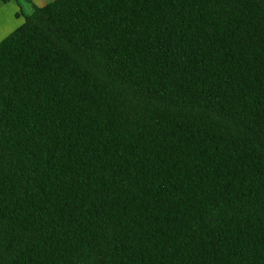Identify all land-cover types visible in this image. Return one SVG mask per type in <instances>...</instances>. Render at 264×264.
Returning a JSON list of instances; mask_svg holds the SVG:
<instances>
[{
  "label": "trees",
  "instance_id": "16d2710c",
  "mask_svg": "<svg viewBox=\"0 0 264 264\" xmlns=\"http://www.w3.org/2000/svg\"><path fill=\"white\" fill-rule=\"evenodd\" d=\"M0 264H264V0L24 16L0 42Z\"/></svg>",
  "mask_w": 264,
  "mask_h": 264
},
{
  "label": "crops",
  "instance_id": "0c3cea01",
  "mask_svg": "<svg viewBox=\"0 0 264 264\" xmlns=\"http://www.w3.org/2000/svg\"><path fill=\"white\" fill-rule=\"evenodd\" d=\"M53 0H0V42L24 23L35 6L45 7Z\"/></svg>",
  "mask_w": 264,
  "mask_h": 264
}]
</instances>
